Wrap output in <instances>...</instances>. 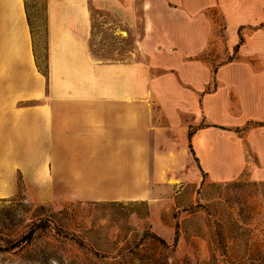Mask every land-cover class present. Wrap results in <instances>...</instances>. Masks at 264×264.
I'll use <instances>...</instances> for the list:
<instances>
[{"label": "rangeland", "instance_id": "obj_1", "mask_svg": "<svg viewBox=\"0 0 264 264\" xmlns=\"http://www.w3.org/2000/svg\"><path fill=\"white\" fill-rule=\"evenodd\" d=\"M51 1L62 0H22L38 65L47 66L50 35L56 62L67 65L52 88L68 99L56 119L61 151L25 181L16 168L26 154L3 151L0 137V264H264V148L254 147L264 140V0L262 23L232 27L220 0H186L191 9L174 0H75L89 7L83 37L96 69L139 65L134 88L148 86L138 151L92 130V114L75 103L107 75L76 72L84 65L73 50L78 35L50 34ZM185 14L192 33L208 36L183 71L153 54L163 50L154 37L173 34ZM191 67L210 76L202 90L186 83ZM164 80L168 91L152 86Z\"/></svg>", "mask_w": 264, "mask_h": 264}, {"label": "crops", "instance_id": "obj_2", "mask_svg": "<svg viewBox=\"0 0 264 264\" xmlns=\"http://www.w3.org/2000/svg\"><path fill=\"white\" fill-rule=\"evenodd\" d=\"M174 1L183 8L191 9L186 0ZM261 1L220 0V3L232 27L244 23L246 18V22L251 25L262 23L258 17ZM187 13L192 14V12ZM192 21L185 14L173 34L166 32L161 37L155 36L156 49L163 48V50L154 53L153 56L158 54L166 62L173 58L172 62L180 65L182 69L184 67L182 63L187 58L204 51L208 35L200 28L196 29L197 33H192ZM27 22L22 0H0V34L3 40L0 44V137L3 151L26 154L16 168L17 172L22 173L25 181H29L40 168L44 167L43 157L52 159V153L61 151L58 150L57 143L58 134L62 132L64 123L56 122V119L58 113L63 112L68 106L67 98H61L52 93L54 72H57L58 65H64L58 64L54 58L51 35L47 55L48 76H45L38 68ZM2 23H4L3 27ZM90 23L89 7L84 1L62 0L51 1L49 4L50 34L58 30L67 33L72 29V33L78 35V37H72L76 42L73 50L82 58L84 65L75 67L76 72L88 76L94 73L98 75V72L103 70V73L107 75L105 82L96 79L94 85L86 87L88 92L83 89L81 91L84 94L83 97L77 98L75 103L85 108L87 113L92 114V130L100 132L104 129L109 133V137H123L122 143L138 151V147H143V142L145 143L143 134L147 135L149 128L148 122L143 120V112L146 114H144L145 117L148 115L146 106L149 101L148 92L146 91V95L142 94L144 88L148 89L147 83H145L146 86L140 87L142 92L134 88L136 87L134 83L138 82L139 77L134 76V67L139 65L132 63H110L96 69L95 65L98 63L90 55L88 37H83L84 33L87 34ZM158 62L160 64V60ZM187 63L192 65L194 62L189 60ZM178 70L181 73L185 71L179 68ZM186 76L189 78L186 83L195 90L205 88L210 78L209 75L200 71L192 75V67ZM152 83V86L159 84L165 92L172 87L165 80ZM95 92H98L97 95L91 94ZM156 99L162 103L165 97L161 95ZM134 112L140 113L142 117L138 119L134 116ZM261 127H264V123ZM254 147L261 151V148H264V140L259 145L254 143ZM31 153L35 154L32 157L34 167L31 166V158L27 157V154ZM261 175L264 176V173ZM259 178L262 179V177Z\"/></svg>", "mask_w": 264, "mask_h": 264}, {"label": "trees", "instance_id": "obj_3", "mask_svg": "<svg viewBox=\"0 0 264 264\" xmlns=\"http://www.w3.org/2000/svg\"><path fill=\"white\" fill-rule=\"evenodd\" d=\"M121 63H123V62H121ZM38 68L40 69V71L45 75V76H48V67L46 66L45 68H42V67H40L39 65H38ZM145 238L147 239V240H152V241H161V243H163V244H166L165 242H164V240H161L158 236H156L155 234H152L151 232H147V233H145ZM0 251H1V249H0Z\"/></svg>", "mask_w": 264, "mask_h": 264}]
</instances>
